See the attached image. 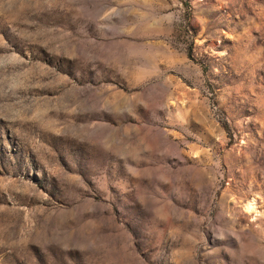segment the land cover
<instances>
[{"label":"rangeland","instance_id":"obj_1","mask_svg":"<svg viewBox=\"0 0 264 264\" xmlns=\"http://www.w3.org/2000/svg\"><path fill=\"white\" fill-rule=\"evenodd\" d=\"M0 264H264V0H0Z\"/></svg>","mask_w":264,"mask_h":264},{"label":"bare ground","instance_id":"obj_2","mask_svg":"<svg viewBox=\"0 0 264 264\" xmlns=\"http://www.w3.org/2000/svg\"><path fill=\"white\" fill-rule=\"evenodd\" d=\"M244 210L246 213L256 217L258 215V207L255 203V200H249L244 204Z\"/></svg>","mask_w":264,"mask_h":264}]
</instances>
